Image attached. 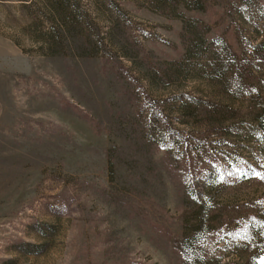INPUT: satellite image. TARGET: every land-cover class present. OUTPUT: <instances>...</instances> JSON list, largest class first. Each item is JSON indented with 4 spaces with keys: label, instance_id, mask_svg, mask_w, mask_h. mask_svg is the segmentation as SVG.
<instances>
[{
    "label": "rangeland",
    "instance_id": "1",
    "mask_svg": "<svg viewBox=\"0 0 264 264\" xmlns=\"http://www.w3.org/2000/svg\"><path fill=\"white\" fill-rule=\"evenodd\" d=\"M0 264H264V0H0Z\"/></svg>",
    "mask_w": 264,
    "mask_h": 264
},
{
    "label": "trees",
    "instance_id": "2",
    "mask_svg": "<svg viewBox=\"0 0 264 264\" xmlns=\"http://www.w3.org/2000/svg\"><path fill=\"white\" fill-rule=\"evenodd\" d=\"M245 65V64H244ZM243 64H241L240 66L234 67L233 71H232V76L239 80V85L240 87L244 85H246L248 83L247 81V75H246V66H244ZM248 85V84H247ZM187 161V159H186ZM215 164H214V168L213 171L216 173L218 172V174H222V176L226 175V172L224 171V167L222 166V164L219 162V160H215ZM257 173V175H259L258 171H255ZM244 173V172H243Z\"/></svg>",
    "mask_w": 264,
    "mask_h": 264
}]
</instances>
